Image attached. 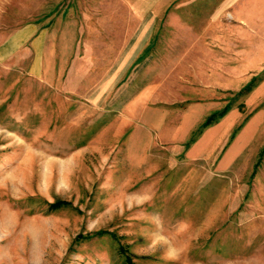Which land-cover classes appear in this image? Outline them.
<instances>
[{
	"label": "rangeland",
	"instance_id": "1",
	"mask_svg": "<svg viewBox=\"0 0 264 264\" xmlns=\"http://www.w3.org/2000/svg\"><path fill=\"white\" fill-rule=\"evenodd\" d=\"M78 1L0 0V264H264V153L254 175L134 168L121 116L147 85L164 102L242 101L240 88L264 75V0L215 11L214 41L198 44L213 58L193 67L174 27L156 26L151 59L118 97L132 69L95 92L108 60H70L51 83L31 72V26L60 29ZM183 3L169 13H188Z\"/></svg>",
	"mask_w": 264,
	"mask_h": 264
},
{
	"label": "crops",
	"instance_id": "2",
	"mask_svg": "<svg viewBox=\"0 0 264 264\" xmlns=\"http://www.w3.org/2000/svg\"><path fill=\"white\" fill-rule=\"evenodd\" d=\"M176 1H78L76 7H70L60 29L37 31L31 26V72L51 83L59 79L61 72L64 74L70 60L104 59L108 60L107 67L95 92H109L132 69L117 97L124 95L131 89L133 76L141 73L152 57L149 52L156 26L174 27V41L185 45L186 50L178 57L191 59L189 67L197 65L195 60L212 59L210 47L198 44L214 41V12L228 7L229 0H181L184 3L180 10L188 13H169ZM24 32L17 34L21 42ZM164 38L166 42L168 35ZM136 61L138 64L133 66ZM246 86L239 92L247 94L235 105L228 97L164 102L159 101L158 90L152 85L141 87L125 99L121 112L129 127L124 133L127 164L134 168H151L158 162L201 166L210 175L222 178L234 170L254 175L257 159L264 153V75L248 90ZM224 108L222 115L203 125L211 114Z\"/></svg>",
	"mask_w": 264,
	"mask_h": 264
},
{
	"label": "trees",
	"instance_id": "3",
	"mask_svg": "<svg viewBox=\"0 0 264 264\" xmlns=\"http://www.w3.org/2000/svg\"><path fill=\"white\" fill-rule=\"evenodd\" d=\"M261 77H262V76H260V77L255 76V80H258V79H260ZM249 88H250V85H247V86H246V89L248 90ZM225 110H226V108H224V109L221 110L220 112H215V113L211 114V115L205 120V122L203 123V125L205 126V125L211 123V121H212L213 119H215L216 117L222 115V114L225 112ZM53 205H58V203H57V204L54 203Z\"/></svg>",
	"mask_w": 264,
	"mask_h": 264
}]
</instances>
